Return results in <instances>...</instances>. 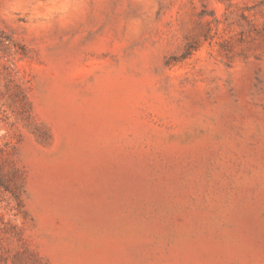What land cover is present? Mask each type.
<instances>
[{
	"label": "rangeland",
	"instance_id": "1",
	"mask_svg": "<svg viewBox=\"0 0 264 264\" xmlns=\"http://www.w3.org/2000/svg\"><path fill=\"white\" fill-rule=\"evenodd\" d=\"M0 264H264V0H0Z\"/></svg>",
	"mask_w": 264,
	"mask_h": 264
}]
</instances>
